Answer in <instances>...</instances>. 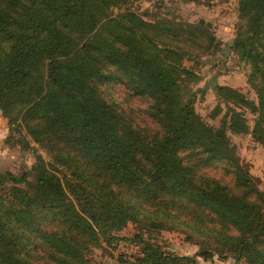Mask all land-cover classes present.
Masks as SVG:
<instances>
[{"label":"trees","instance_id":"16d2710c","mask_svg":"<svg viewBox=\"0 0 264 264\" xmlns=\"http://www.w3.org/2000/svg\"><path fill=\"white\" fill-rule=\"evenodd\" d=\"M239 11L244 23L224 48L204 21L178 33L173 23L146 20L131 0H0V111L23 149L35 152L30 171L0 174V264H95L92 250L112 247L128 223L141 216L156 227L175 212L188 231L264 264V194L240 170L227 133H252L264 143V0H240ZM181 31L186 44L204 40L207 52L249 63L262 81L259 103L220 87L218 96L235 107L219 127L205 123L182 86L197 76L171 63L190 55L173 47ZM115 81L156 101L151 115L161 135L151 139L105 100L101 86ZM243 107L256 116L252 132ZM186 151L194 165L185 164ZM213 165L232 170H225L232 186L205 174ZM134 239L139 264L192 262ZM200 248L205 261L214 258L207 242Z\"/></svg>","mask_w":264,"mask_h":264},{"label":"rangeland","instance_id":"374dc122","mask_svg":"<svg viewBox=\"0 0 264 264\" xmlns=\"http://www.w3.org/2000/svg\"><path fill=\"white\" fill-rule=\"evenodd\" d=\"M239 1L131 0V3L133 9L145 16L149 22L156 23L158 20H164L173 23L178 33L184 25L194 27L199 22L204 21L211 26L210 30L217 42L226 48L235 41L239 28L244 23L239 11ZM158 2L162 4L160 8L157 7ZM182 35L183 31H181L177 41L174 38L173 47L179 46L190 55L182 57L181 62H178V59L177 61L171 59V63L176 67L182 64L197 76L184 77L182 86L187 85L194 93V108L205 123L219 127L227 114L228 107H235L236 103L221 100L218 96V88L220 87L237 91L251 103H259L262 81L252 78L253 68L249 63L241 61L234 55L227 56L223 53L215 52L212 54L207 52V45L204 40L186 44L188 42L183 39L187 37ZM161 42L159 41V44ZM162 44L167 43L162 42ZM168 44L171 43L168 41ZM100 90L107 102H115L117 109L131 119L134 127L143 130L151 139L163 133L161 124L151 115L158 111L154 99L133 97L127 87L118 84L116 81L101 86ZM239 110L244 113L250 132H252L256 116L244 107L239 108ZM22 131L27 135L32 147L37 148L47 161L50 160V155L32 142L24 126ZM227 133L232 145L236 147L240 170L250 174L258 190L264 194V143L258 142L252 133L233 134L232 131ZM19 137V133L13 130L0 111V174L11 172L19 175L30 171L35 164V152L33 150L25 151L20 144ZM192 155L194 154L191 151L181 153L186 165H194V162L197 161L190 157ZM201 162H197L198 166ZM139 166L145 171L150 169V164L145 159L140 160ZM227 169L232 171L228 166L204 167L208 177L214 178L224 185L232 186V178L228 177L225 172ZM175 213L176 219L159 220L161 225L156 227H153L149 221H140L141 216L138 217L139 222H130L122 231L115 233L119 241L112 247L104 246V248L93 249L90 254L91 261L95 264H126L127 262L139 264L136 260L142 257L141 246L134 238L140 235L145 241L158 244L163 251L169 254L179 258H189L192 261L191 264H250L248 261L238 259L228 249H221L214 241L210 239L207 241L201 234L188 231L184 225L186 217L178 212ZM202 242H207L212 247L211 252L215 254L213 259L205 261L200 257ZM222 250L227 252L225 258L220 255Z\"/></svg>","mask_w":264,"mask_h":264}]
</instances>
